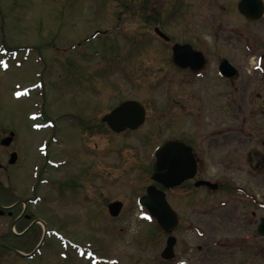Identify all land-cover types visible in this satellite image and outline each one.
Masks as SVG:
<instances>
[{
    "label": "rangeland",
    "instance_id": "rangeland-1",
    "mask_svg": "<svg viewBox=\"0 0 264 264\" xmlns=\"http://www.w3.org/2000/svg\"><path fill=\"white\" fill-rule=\"evenodd\" d=\"M148 1L0 0V149L2 138L13 131L16 136L11 147L16 145L20 155H30L27 170H34L40 182L52 178L49 172L60 179L55 182L58 193L48 183L34 190L45 201L51 199L50 204L42 202L29 211L47 229L35 224L15 236L11 223H6L15 215L0 218V237L17 238V246L25 254L40 242L38 257L27 263L13 255L0 264H85L59 258L60 240L66 238L76 245H99L101 254L116 257L117 264H264V237L255 234L256 223L264 216L262 168L230 166L226 174L239 175L230 184L245 193L232 187L233 194L218 193L205 199L200 192L196 207L184 200L185 194L170 191V202L180 217L173 232L178 237L175 261L161 258L168 233L155 221L140 217L144 211L138 198L153 183L149 176L153 151L184 126L173 121L161 126L159 122L161 100L176 87L172 83L175 71L160 49L164 43L154 32L159 24L154 14L164 10L168 1ZM144 3L149 4L146 9ZM168 30L174 31L172 27ZM95 31L106 35L93 37ZM253 56L248 69L242 71L245 78L257 79ZM235 60L242 61L240 57ZM160 80L165 87L159 85ZM255 87L257 97L241 91L229 96L231 126L237 125L233 114L240 112L239 120H247L244 131L237 133L240 158L256 147L264 152L255 132L250 134L254 131L251 126L260 125L264 139V84ZM128 98L149 106L140 129L114 133L99 126L100 117ZM94 101H99L97 110ZM84 116L92 121L93 129H82ZM2 154L3 150L0 160ZM48 161L63 168L47 171ZM17 172L13 179L21 190L30 173ZM0 180L2 185L8 183ZM228 199L235 200L233 213L242 217L236 225L222 217L225 208L221 209L220 202ZM114 200L124 202L117 217L110 215L107 206ZM252 211L257 212L255 224L248 226ZM205 212L210 213L208 219L203 218ZM23 221L25 225L14 227L15 232L27 226L29 220Z\"/></svg>",
    "mask_w": 264,
    "mask_h": 264
},
{
    "label": "flooded vegetation",
    "instance_id": "flooded-vegetation-1",
    "mask_svg": "<svg viewBox=\"0 0 264 264\" xmlns=\"http://www.w3.org/2000/svg\"><path fill=\"white\" fill-rule=\"evenodd\" d=\"M167 1L164 6L165 9L163 10L162 7L159 14H154L159 21V26H155V29L158 27L163 33L154 32L157 39L164 43V47L160 49L167 54V63L171 64L172 69L175 71L172 83L176 87L173 93H168L171 95L166 94L161 100V118L159 122L162 123L161 126L171 125V121L175 122L177 126L179 124L184 125L177 130L175 136L170 137L189 146L190 149L185 150V155L191 157V162L194 158L197 166L194 177L186 179L183 184L168 189V191L177 190L180 194H185L184 200H191L190 203L194 202L196 207L199 187H204L202 190L205 193L204 198L208 197L207 194L221 191V188L223 189L222 192L234 193V191H229V186L226 184L230 180V174H226V169H230V166H245L248 162L249 165L258 169L264 168V153L259 148L253 147L255 150L249 153L248 158H240L241 145L237 133L244 131L247 120L245 118L239 120L238 115L240 112L233 114V120L236 119L238 122L234 121V124L237 125L231 126L229 98L230 93L233 94L235 91L257 97L255 86L262 87V83L264 84V0H257L256 20L248 19L242 12L240 6L242 0ZM146 2L149 1L146 0ZM158 2L161 4V1L158 0ZM147 3L143 4L145 9L149 6ZM160 26L165 28L166 31L161 29ZM168 27H172L174 31L168 30ZM175 44H180L179 51L184 52V58L190 59L191 64L189 66L183 68L173 62L172 52ZM165 47H168V50L164 49ZM252 53L254 55L257 53V56H253L257 57V62H255L257 63V79L241 76L242 71L248 69V65L251 63L252 57L250 56ZM238 57L242 61L235 60ZM225 60H228L237 68L238 77L231 78L223 72L228 67ZM162 80L159 81V85L165 87ZM98 103L99 101H94V109L96 110ZM143 105L148 111L149 106L145 103ZM89 106H91V103ZM172 111L173 114L171 115ZM102 117H100L101 124L99 126L102 128L108 127L102 121ZM83 118L84 128L82 127V129H93L90 126L92 121L87 119L86 116ZM251 127L254 131L250 134L253 135L255 132L257 140L261 143V126L255 124ZM138 129H128L127 131H137ZM231 134L233 135L231 136ZM167 139L169 137L164 139L160 145ZM11 145L12 143L7 146L2 145L0 149L4 153L2 154L3 159L0 160V177L8 181L7 184L2 185L0 180V218L15 215L14 220L6 222L11 223V232L13 227L20 226L19 228H21V226H24V219L29 220L27 226L19 232L23 234L21 232L24 231L25 233L29 227L36 224L32 212L29 213V211H31L30 208H34L32 200L37 196V192L34 191L35 189L30 188L31 182H28V177H25L21 183V190L17 188L13 176L19 174L17 171L25 173L27 169L25 163L29 156L28 152H25L24 155L18 154L16 145L13 148ZM230 147H233V149L230 150ZM12 153H16V159L13 163L10 162ZM189 156L187 157L189 158ZM19 161L22 163H19ZM81 163L83 164V162ZM81 163L80 166H82ZM236 169H234L233 174H236L238 170ZM240 171L242 170L240 169ZM49 173L52 178H50L48 184L55 186V182L60 179H54L51 172ZM198 180H216L219 186L215 189H207V185L198 187L196 186ZM225 187L227 191L224 190ZM8 200L10 201L6 203ZM229 202V205L223 210L222 217L224 220L236 225V223L242 222V217L233 213L237 209L235 207L232 210V205L236 204L235 200ZM202 214L205 219L210 217L206 213ZM255 220L256 213L254 212L252 221L250 220L247 225H254ZM1 230L0 227V233ZM19 233L15 236L20 235ZM16 239L0 237V257L2 259L9 254L22 255L19 252L22 249L17 246ZM33 249L28 251L32 252ZM255 250L257 251V244H255ZM34 259L35 257L32 258V260ZM74 259L72 254L67 257L69 261Z\"/></svg>",
    "mask_w": 264,
    "mask_h": 264
},
{
    "label": "water",
    "instance_id": "water-1",
    "mask_svg": "<svg viewBox=\"0 0 264 264\" xmlns=\"http://www.w3.org/2000/svg\"><path fill=\"white\" fill-rule=\"evenodd\" d=\"M254 4V3H253ZM256 6L251 8L245 5V12L250 16ZM256 11V10H255ZM251 18H257V13ZM176 50V49H175ZM145 110L137 101H127L111 113L104 117V120L115 130L120 131L128 127H137L144 121ZM13 135V134H12ZM12 136L4 139L6 144L10 143ZM177 142L171 140L167 144L158 149L155 153L156 161L152 167V178L157 181L163 182L167 186H173L180 183L184 178L192 176L194 174L195 165L190 166L185 162L178 166L177 162L169 157V153L175 147ZM14 160V159H13ZM185 160V159H183ZM143 204H145L153 216H155L158 222L167 230H171L177 223V215L173 208L166 200L165 193L161 190L151 186L148 189V193L142 198ZM121 202H114L110 204L111 213L117 215L121 209ZM258 232L264 235V217L258 227ZM175 243V237L170 236L168 240V246L165 250V257L173 256V246Z\"/></svg>",
    "mask_w": 264,
    "mask_h": 264
}]
</instances>
